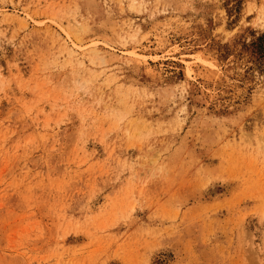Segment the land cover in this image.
I'll use <instances>...</instances> for the list:
<instances>
[{
  "label": "rangeland",
  "instance_id": "rangeland-1",
  "mask_svg": "<svg viewBox=\"0 0 264 264\" xmlns=\"http://www.w3.org/2000/svg\"><path fill=\"white\" fill-rule=\"evenodd\" d=\"M0 264H264V0H0Z\"/></svg>",
  "mask_w": 264,
  "mask_h": 264
}]
</instances>
